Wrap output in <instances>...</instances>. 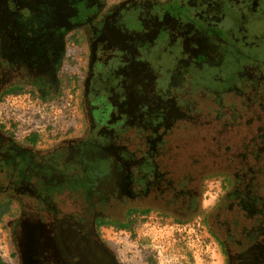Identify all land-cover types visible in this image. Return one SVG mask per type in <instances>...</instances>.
Listing matches in <instances>:
<instances>
[{
  "label": "flooded vegetation",
  "instance_id": "af4514ba",
  "mask_svg": "<svg viewBox=\"0 0 264 264\" xmlns=\"http://www.w3.org/2000/svg\"><path fill=\"white\" fill-rule=\"evenodd\" d=\"M53 1L44 0L49 8L46 10L48 18H55L58 13L52 10L58 0ZM243 2L70 0L71 6L80 4L82 11L89 9L88 16L61 27L47 28V39L38 41L33 39L27 13L15 18L16 10H22L21 2L14 3V8L9 5L8 10L6 2L0 1V104L17 93H28L45 101L44 96L55 89L58 62L64 55L67 34L78 31L86 47V62L80 68L77 81L82 127L76 137L40 148L30 139L19 141L0 121V205L16 208L10 222L16 264H55L56 251L66 249L76 232L86 250L90 244L99 245L103 250L101 255L108 253L116 264L112 251L99 240L98 227L127 223L128 215L134 212L144 215L155 211L160 217L180 222L191 219L193 204L199 205L201 198V181L210 173L208 169L192 167L193 163L202 165L203 153L186 157L191 164L188 170H182L180 166L184 162L178 158L186 156L183 147L188 142L185 138L194 139L195 133L201 135V140L217 145L216 151L222 150L218 146L223 143L220 131L211 125L216 122L221 129L217 121L221 114L211 108L213 116L207 114L206 117L205 113L199 116L179 107L188 92L163 94L162 88L172 85L180 76L181 70L176 66L179 56L176 54L171 63L161 64L167 68L168 64L175 63L172 75L166 79L160 75L162 69L152 62L150 53L139 45L165 43L166 38L160 36L168 32L172 33L168 35L171 38L181 35L180 32L184 35L191 27L203 23L222 22L226 27L232 26L236 24L234 15L243 14ZM256 7L254 4L252 12H258ZM240 18L237 21L239 34L234 37L236 45L244 50L245 44L254 47L264 43V34H253L254 26L264 23V17L260 20ZM193 37L194 43L198 37L201 38L199 44L204 41L203 35L196 33L177 40L184 46L189 45ZM180 45L177 49H181ZM254 64L258 62L241 65L246 70L247 65L254 68ZM254 72L253 77L258 78L263 70L257 68ZM175 93L180 96L171 104ZM156 102L162 106H157ZM168 107H174L175 112L184 116L171 115L166 123ZM198 109L196 111H202ZM197 119L206 121H201L202 127H209L206 138H203L204 132L194 130ZM178 130L190 134L179 135ZM239 142L237 138V144L226 147L232 151L230 168L221 171L228 176L233 188L236 187V199L242 198L240 193L244 190L234 184L235 179H239L236 170L240 167L233 164L241 151L247 153ZM81 174L86 180L83 181ZM193 196L197 199L193 200ZM118 206L122 208V216L115 218L108 211ZM74 215L81 225L72 219ZM211 232L219 239L227 264H231L233 256L237 255L228 242L229 236L220 237L214 229ZM46 244L51 246L53 258L47 257ZM22 252L26 256L24 261Z\"/></svg>",
  "mask_w": 264,
  "mask_h": 264
},
{
  "label": "rangeland",
  "instance_id": "374dc122",
  "mask_svg": "<svg viewBox=\"0 0 264 264\" xmlns=\"http://www.w3.org/2000/svg\"><path fill=\"white\" fill-rule=\"evenodd\" d=\"M0 1L6 2L8 10L9 5L14 8V3L21 2L22 10H16L15 18L27 13L31 19L28 26H31L33 39L38 41L47 39V28L61 27L90 13L86 7V11H82L80 4L71 6L70 0H58L52 9L58 13L55 18H48L46 10L49 8L44 5V0ZM254 4L258 12H252ZM241 8L244 9L243 14L234 15L236 24L232 26L226 27L222 22H210V25L203 23L202 26L191 27L189 33L183 31L184 35L180 32L181 35L177 34L174 38L168 36L171 32L162 33L164 35L160 37L166 38L165 43L139 45L140 49L150 53L152 62L158 64V68L162 69L160 75L166 79L172 75L175 63L168 64L167 68L161 64L171 63L176 54L179 56L176 66L181 70L180 76L172 85L164 86L161 92H188L187 98L181 100L179 107H185L199 116L204 113L206 117L207 114L213 116L210 115L211 108L220 113L221 118L217 121L221 129L216 122L211 125L220 131V140L223 143L218 144L222 150L216 151L217 145L201 140L198 133H195L194 139L185 138L188 142L183 147L186 156L178 158V161L184 162L180 166L182 170L191 167L190 160L186 159L189 154L203 153L205 160L202 165L193 163L192 167L196 170L208 169L210 173L201 181L199 210L194 208L191 211L192 217L189 221L180 222L170 217H160L155 211L144 215L134 212L128 215L129 225L125 229L113 225L97 228L99 240L112 247L121 264H227L224 250L219 239L212 234V229L220 237L229 236L228 242L232 244L231 247L237 255L233 256L231 264H264V43L254 47L245 44L243 50L234 41V37L239 34L240 27L237 23L241 16L247 20H260L264 17V0H244ZM10 18L14 20L11 14ZM253 30V34L258 36L264 34V23H258ZM195 33L204 37L200 44L199 37L196 43L193 37L188 42L189 45L184 46L177 40L180 36L184 39L190 38ZM178 45L182 46L181 49H177ZM255 61L258 64H254V68L247 65L244 70L241 65ZM85 62L86 47L82 35L78 31L70 32L66 36L63 58L58 62L61 72L55 79L54 91L46 96L45 101L28 93L6 97L0 104V121L4 128L12 132L19 141H25L34 135L35 145L40 148L51 147L60 141L76 137L82 127L77 81L80 68ZM256 67L263 70L258 78L253 77L256 75ZM178 93L173 96L171 104L178 100ZM156 105L162 106L158 102ZM197 108L202 111H196ZM167 113L166 123L171 115L184 116L175 112L174 107H168ZM201 121L205 120L197 119V129L194 130L204 132L203 138H206L209 127H202ZM194 130L189 128L191 132ZM178 131L179 135L190 134L182 132L183 130ZM237 138L244 145L241 146L242 149L247 151H241L239 159L233 164L240 167L236 170L239 179L234 181L238 188L244 190L243 193L238 190L241 192L240 199H236V187L233 188L228 176L221 173L230 168L228 162L232 151L226 150V147L237 144ZM80 177L83 181L86 180L82 174ZM71 195L74 196L72 193ZM108 213L119 218L122 216V208L114 207ZM15 215V207L4 203L0 205V260L3 264H16L10 235V222ZM77 215L72 219L77 225H81ZM73 237L66 249L56 251L58 254L54 257L55 264H114L108 253L101 255V246L90 244L86 250L78 232ZM45 248L47 257L53 258L51 246L46 244ZM20 255L24 261V252Z\"/></svg>",
  "mask_w": 264,
  "mask_h": 264
},
{
  "label": "trees",
  "instance_id": "16d2710c",
  "mask_svg": "<svg viewBox=\"0 0 264 264\" xmlns=\"http://www.w3.org/2000/svg\"><path fill=\"white\" fill-rule=\"evenodd\" d=\"M56 33V32H55ZM49 34H51V32L49 31ZM61 72V67H59V70H58V72H57V74H59ZM49 94H47L46 96H48ZM46 96H44L45 98V100L47 99V97ZM31 140L32 142H34L35 141V139H36V137L35 136H32L31 138H28V140ZM192 199L193 200H195V199H197V197H195V196H193L192 197ZM198 203H196L195 205L193 204V209L195 208V209H197L196 211H198L199 210V208H198ZM129 225V222H127V223H124V224H120V223H115L113 226H116V227H118V228H126L127 226ZM103 246H105V247H108V249L110 250V251H112L111 253H112V255H113V257H114V259H115V261H116V264H121L120 262H119V260L117 259V256H116V254H115V252L113 253V249H112V247L111 246H109V245H107V244H104L103 243ZM0 264H3L2 263V261L0 260ZM115 264V263H114Z\"/></svg>",
  "mask_w": 264,
  "mask_h": 264
},
{
  "label": "bare ground",
  "instance_id": "6f19581e",
  "mask_svg": "<svg viewBox=\"0 0 264 264\" xmlns=\"http://www.w3.org/2000/svg\"><path fill=\"white\" fill-rule=\"evenodd\" d=\"M136 264H139V263H136Z\"/></svg>",
  "mask_w": 264,
  "mask_h": 264
}]
</instances>
